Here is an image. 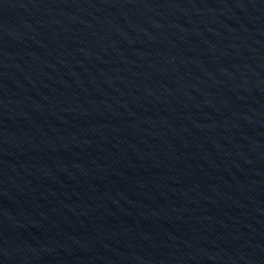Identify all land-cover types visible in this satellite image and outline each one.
Masks as SVG:
<instances>
[{"label":"water","instance_id":"95a60500","mask_svg":"<svg viewBox=\"0 0 264 264\" xmlns=\"http://www.w3.org/2000/svg\"><path fill=\"white\" fill-rule=\"evenodd\" d=\"M0 164L80 264H264V0H0Z\"/></svg>","mask_w":264,"mask_h":264}]
</instances>
